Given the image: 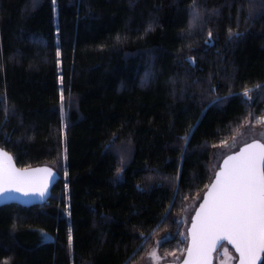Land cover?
I'll return each instance as SVG.
<instances>
[{"label":"trees","instance_id":"obj_1","mask_svg":"<svg viewBox=\"0 0 264 264\" xmlns=\"http://www.w3.org/2000/svg\"><path fill=\"white\" fill-rule=\"evenodd\" d=\"M257 86L264 0H0V146L60 175L0 206V264H135L163 233L180 254L214 150L264 118Z\"/></svg>","mask_w":264,"mask_h":264},{"label":"snow or ice","instance_id":"obj_2","mask_svg":"<svg viewBox=\"0 0 264 264\" xmlns=\"http://www.w3.org/2000/svg\"><path fill=\"white\" fill-rule=\"evenodd\" d=\"M197 18L198 13H193V20ZM206 43H211V39ZM251 91L246 90L244 97ZM63 100L62 94V104ZM258 123L264 124V118ZM41 171L49 178L53 175L50 169ZM47 186V181L35 172L16 169L12 157L0 151V194L17 192L44 197ZM164 239L167 238L161 242ZM222 240L234 246L239 264H257L264 253V143L247 144L224 160V167L216 173L215 182L192 219L191 245L184 264H209L211 252ZM150 256L155 259L156 253Z\"/></svg>","mask_w":264,"mask_h":264},{"label":"rangeland","instance_id":"obj_3","mask_svg":"<svg viewBox=\"0 0 264 264\" xmlns=\"http://www.w3.org/2000/svg\"><path fill=\"white\" fill-rule=\"evenodd\" d=\"M252 139H258L264 143V124H251L250 121H247L243 127L234 135L229 141H226L222 145L218 146L212 156L210 169L211 173L214 174L215 170L218 168L219 162L224 155L234 151L237 147L247 141ZM200 195L192 199L191 201H186L183 207L181 214L177 216L178 221L181 224V237L186 239V229L190 221V217L197 205V202L200 199ZM167 235L165 233L158 235L154 238L152 245L148 250L143 254L141 260L135 264H159L164 261H178L184 250L180 254L173 253H164L160 248V244L163 238ZM186 247V246H185ZM155 252L156 258L153 259L150 254ZM236 254L233 250L227 245L223 244L215 252L213 264H236Z\"/></svg>","mask_w":264,"mask_h":264},{"label":"water","instance_id":"obj_4","mask_svg":"<svg viewBox=\"0 0 264 264\" xmlns=\"http://www.w3.org/2000/svg\"><path fill=\"white\" fill-rule=\"evenodd\" d=\"M251 143H263V142L258 140V139H252L250 141H247V142L239 145L237 147V149L227 153L226 155H224L222 157V159L219 162L218 168L215 170V172L212 176V179L210 180L209 184L207 185V187L203 191V193H202L199 201L197 202V205H196V207H195V209H194V211L190 217V221H189V224H188L187 229H186V235H187L186 247H185V250H184L182 257L178 261H164V262L159 263V264H184V261L188 258L187 257V250L191 245L192 219L195 217L196 212L199 211V207L203 203V197L206 195V193L209 190V188L211 187L212 183L215 182L216 173L219 172L224 167V160H226L228 158V156L235 155L236 153H238L240 151L241 148H243L245 145L251 144ZM0 151H5L8 153L9 156L12 157V164L15 166L16 169H18L20 171L27 170L29 172H35L37 174V177L40 179H45L47 181V185H48L47 191H46L44 197H40L39 195L24 196L21 193H17V192H7V193L0 194V206L4 205V204H8V203H16V204H19L22 206H32V205L42 204V203L46 202L51 195V190H52L54 184L60 178L58 171L56 169H54L52 166L47 165V164H39V165H35V166H30V167H20L16 164V162H15V160H14V158L10 152H8L5 148H3L1 146H0ZM45 168L50 169L52 171V173H53L52 177H50V178L47 177L41 171L42 169H45ZM224 243L227 244L233 250V252L236 254V262L235 263L239 264V254L235 251L234 246L232 244H230L227 240H222V241L218 242L216 248L211 252V254L209 256V264H213L215 252ZM263 255H264V253L260 254V259L258 260L257 264H260V262L263 259Z\"/></svg>","mask_w":264,"mask_h":264}]
</instances>
